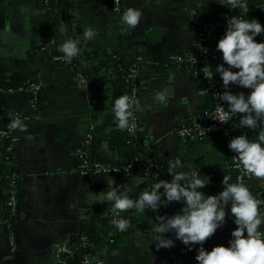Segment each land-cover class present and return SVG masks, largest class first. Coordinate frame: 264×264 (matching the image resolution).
Listing matches in <instances>:
<instances>
[{
  "label": "crops",
  "instance_id": "1",
  "mask_svg": "<svg viewBox=\"0 0 264 264\" xmlns=\"http://www.w3.org/2000/svg\"><path fill=\"white\" fill-rule=\"evenodd\" d=\"M74 1L75 6L65 15L54 6L55 0L49 5L43 0H0V68L6 74L20 73L42 84L35 108L22 92L8 91L5 95L8 111L23 113L27 127L23 131L16 129L18 141L11 154L21 198V209L11 224L14 251L8 246V232L2 222L7 217V193L0 182V264H57L58 246L71 247L86 224V211L102 203L96 201L113 181L129 194L141 187L138 172L84 177L74 170V148L83 142L91 125L96 129L95 136L102 131V137L91 144L92 156L114 163L122 159L117 145L106 138L114 125L105 123L119 74L114 62L101 64L102 52L128 67L137 56L143 57L137 98L141 107L137 110L140 128L146 134L144 146L155 149L163 162L161 178L170 179L167 161L174 156L185 166L199 167L210 175L211 182L201 189L206 194L221 190L223 175L231 176L227 148L219 135L201 139L176 135L181 123L189 122L196 112L211 108L213 102L208 92L197 95L204 83L189 66L166 62L170 52L189 53L205 48L212 56L215 73V65L223 62L216 48L218 35L212 32L199 42L197 26L203 20L224 16L225 5L208 0L200 9L197 0H123L121 11L114 13L102 6L103 0ZM133 4L143 15L136 28L122 34L118 18L125 7ZM260 22L264 25V15ZM89 26L98 35L85 41L83 30ZM69 37L79 42V54L73 62L52 60V54L59 52V44ZM216 79L223 88L221 78ZM160 89L168 94L167 103L153 102L154 91ZM230 90L249 91L232 82ZM2 118L0 107V121ZM246 130L253 139L261 131ZM146 153L141 156L147 158ZM3 164L0 144L1 170ZM245 183L253 193L264 191V178L251 175ZM105 203L108 209L112 205L111 201ZM180 207L181 202L173 201L158 211L171 215ZM122 215L130 220V227L126 231L115 229L114 240L93 254L104 264H195L198 245L188 250L176 239L172 247L156 248V234L151 228L156 212L128 210ZM233 226L231 216L226 215L224 224L206 238L203 246L210 249L217 244L226 245ZM260 227L264 230V224Z\"/></svg>",
  "mask_w": 264,
  "mask_h": 264
},
{
  "label": "clouds",
  "instance_id": "2",
  "mask_svg": "<svg viewBox=\"0 0 264 264\" xmlns=\"http://www.w3.org/2000/svg\"><path fill=\"white\" fill-rule=\"evenodd\" d=\"M207 2L208 0H197V6L202 9ZM216 2L239 11L226 18L225 31L216 42L223 62L215 65V73L206 68L203 75L209 80L215 74L221 78L223 91L216 93L221 101L216 109L217 120L226 122L238 117V127L261 129L255 139L250 138L247 133L231 137L228 147L235 153L233 158L236 168L264 178V39H255L258 34H264V25L257 18L248 16L247 0ZM117 11L120 9L117 8ZM142 15V10L134 4L125 7L118 18L119 31L123 34L136 28ZM97 35V30L91 26L83 30L85 41ZM78 43L69 37L59 44V51L65 61L71 62L79 54ZM230 82L249 91L233 93ZM207 92V88L198 89L197 95L204 96ZM152 100L167 103L168 94L162 89L155 90ZM224 104H227V109ZM140 107V101L127 93L116 97L111 111L117 128L135 133L137 124L134 109ZM9 127L23 131L27 125L22 118L14 115ZM167 164L170 179L160 178L157 173L151 187L142 190L136 197L113 181L102 198L96 201L112 202L110 223L117 230L126 231L130 227V220L121 213L151 209L157 213L151 225L156 234L154 239L157 249L172 247L178 239L188 250L198 245L195 264H264V230L260 227L264 224V214L260 212L264 198H257L242 176H238L233 182L230 175H223L221 190L206 194L201 189L211 182L210 175L202 173L199 167L185 166L175 156ZM173 201L181 202L178 211L171 215L159 213L161 206ZM226 215H230L236 225L231 230L227 245L217 244L206 249L203 242L224 224ZM169 232L173 233L174 238L165 235Z\"/></svg>",
  "mask_w": 264,
  "mask_h": 264
},
{
  "label": "built area",
  "instance_id": "3",
  "mask_svg": "<svg viewBox=\"0 0 264 264\" xmlns=\"http://www.w3.org/2000/svg\"><path fill=\"white\" fill-rule=\"evenodd\" d=\"M45 4L49 5L52 0H43ZM123 0H103L102 6L110 10L114 13H119L122 9ZM264 7V1L260 6ZM117 8L120 11H117ZM226 9H229L225 5ZM230 15L235 14H224L222 20L218 21H210L203 20L201 21L198 28V41L203 42L205 37L212 33L216 28L220 29L221 35H223L226 28V18ZM264 39V36H261V40ZM195 57V59L193 58ZM52 60L60 61L68 63L63 59V55L60 54H52ZM167 63L175 64V65H186L189 66L192 71L199 75L204 83V88L208 89V93L212 99V107L206 110H202L193 114L189 120V122H183L176 128L175 133L180 138H188L192 135L196 136L198 139H201L210 134H217L223 140L228 154V170L234 174V182L238 176H242L244 182L248 180L251 174L244 173L242 169H238L235 167V160L233 155L235 153L229 149L228 141L231 137L238 135L240 133H247L248 131L244 127H238V117H233L229 121L221 122L217 120V105L221 101L216 96L217 92H222L223 88L220 87L215 75L213 79L209 80L206 78L203 73L206 68H210V70L214 73L212 67V60L209 52L205 48H198L196 51L189 53H180V52H170L166 58ZM144 63L142 56H137L132 66L128 67L125 73V81H126V91L125 93L134 96L136 99L139 94V72L141 68V64ZM118 70L125 72V68L123 66H119ZM42 90L41 82L37 81H28L25 86H20L17 89H10L8 91H19L26 95H28L30 100V106L35 108L40 91ZM225 109H227V104H224ZM14 115H18L20 118H25V115L19 111H12L9 119L5 123L3 127L0 128V144L3 153V161H8L10 156L8 154H12L15 144L18 141L16 129L10 128V120ZM134 115L136 118L137 129L139 127V115L138 110L134 109ZM136 129V130H137ZM136 132V131H135ZM96 133V129L93 125L89 127V130L83 140L82 143L77 145L74 148V154L77 158L76 165L74 166V170L80 176L84 177H95V176H127L132 173L134 167L138 165L139 171L138 173L141 175L142 184L138 191L133 194H130L133 197H136L140 194V192L146 188H150L151 184L154 181H150V172L152 170L151 165L147 162L143 156L132 157L128 159H121L117 163H111L108 161H104L101 159H96L91 154V144L94 140ZM130 133V132H129ZM135 134V133H130ZM130 166V167H129ZM118 169V170H116ZM0 182H3L5 185V191L7 193V201H6V212L7 217L2 222L6 224L7 232H8V246L10 250L14 251L16 249V241L11 230V224L13 223V219L18 214V193H19V179L18 174L16 172H12L11 174L4 176L0 171ZM257 198H264V191L253 193ZM112 205L108 209V216L111 218L110 209ZM261 214H264V205L260 206ZM122 215V213H121ZM114 226V225H113ZM115 227V226H114ZM236 225L234 224L233 228ZM231 237V236H230ZM226 241V245L228 240ZM82 247L87 245L86 236H80V243ZM72 254V248L66 244H60L57 248V264H69L67 261V257ZM79 264H104V261L101 258L94 257L93 254L85 253Z\"/></svg>",
  "mask_w": 264,
  "mask_h": 264
},
{
  "label": "trees",
  "instance_id": "4",
  "mask_svg": "<svg viewBox=\"0 0 264 264\" xmlns=\"http://www.w3.org/2000/svg\"><path fill=\"white\" fill-rule=\"evenodd\" d=\"M264 0H247L248 3V16L255 17L259 21L264 15V7L261 8V4ZM74 0H55L54 6L62 12V14H69L70 8L74 7L75 5ZM225 7V6H224ZM238 9H224L225 14H237ZM223 16L218 19H206V20H222ZM213 32H215L218 36V38L221 36L220 29L216 28ZM257 41L261 40V36H257L255 38ZM58 54L63 55L60 51ZM104 56V59L101 60V64H107L108 62H114L116 64V70L119 74V81L118 86L113 93L111 105L113 100L120 96L121 94H125L126 91V81H125V73L128 69V66L122 63H119L114 60L113 56L111 54H108L106 52L100 53ZM210 57L211 54H210ZM75 58V57H74ZM73 58V59H74ZM72 59V62H73ZM119 66H123L125 68V72L118 70ZM216 78L219 80V76L215 74ZM30 81L26 79L22 74L20 73H13V74H6L2 68H0V107L2 110L3 118L0 121V128L5 125L7 120L10 117L11 112L7 109L6 104V92L10 89H17L20 86H25L27 82ZM106 124H112L114 125L113 129L110 133H108V136H106L107 140L114 145H117L119 152L122 155V159H128L132 157H139L144 152L146 153L145 159H147V162L152 167V170L150 172V181H154V178L156 177V174L159 173V177L161 178V175L163 174V166L162 161L159 159V157L156 154L155 149L149 148L148 150L144 146V139H145V131L141 130L140 128V120H139V127L136 130L135 134H130L128 131H121L119 128H117L115 123V117L114 114L111 111L107 113ZM246 129V127H244ZM94 139L101 138L102 131L100 130L98 132ZM92 149V148H91ZM147 150V151H146ZM10 156L8 161H5L3 164V171L0 169L2 174L4 176H7L11 174L12 172L17 173V169L12 163V155L8 154ZM96 158V157H94ZM98 159V158H96ZM114 163V162H111ZM156 163V164H155ZM155 164V166H154ZM139 166L136 165L134 167L133 172L139 171ZM232 181L234 182V174L231 172ZM18 211L21 209V198L19 197L18 193V202H17ZM107 203L102 202L98 204L97 206L90 208L85 213V220L86 224L85 226L79 231L78 235L74 237L73 242L71 243L72 248V254L67 257V261L69 264H79L82 256L85 253L95 254L97 252V249L102 247L105 244L111 243L114 240L115 236V227L110 223V217L108 216V208ZM110 206V205H109ZM107 209V210H106ZM6 226V224H5ZM7 229V228H6ZM85 235L87 245L81 246L80 243V236Z\"/></svg>",
  "mask_w": 264,
  "mask_h": 264
}]
</instances>
